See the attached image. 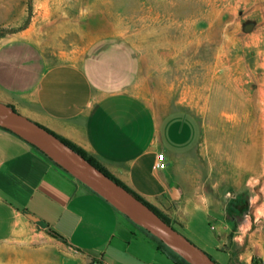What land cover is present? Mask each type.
I'll return each instance as SVG.
<instances>
[{"label": "crops", "instance_id": "0c3cea01", "mask_svg": "<svg viewBox=\"0 0 264 264\" xmlns=\"http://www.w3.org/2000/svg\"><path fill=\"white\" fill-rule=\"evenodd\" d=\"M142 67L134 45L114 36L69 56L48 55L22 32L0 43V102L82 149L181 234L205 221L219 264H264V202L244 179V156L235 154L232 174L223 173L214 125L148 97ZM42 227L90 263L141 264L132 242L125 248L133 238L174 264L102 198L0 127V244L24 243Z\"/></svg>", "mask_w": 264, "mask_h": 264}, {"label": "rangeland", "instance_id": "374dc122", "mask_svg": "<svg viewBox=\"0 0 264 264\" xmlns=\"http://www.w3.org/2000/svg\"><path fill=\"white\" fill-rule=\"evenodd\" d=\"M22 32L48 55L76 56L105 36L131 42L142 57L144 93L211 122L222 172L231 175L232 157L243 155L244 179L261 188L264 202V0H0V43ZM210 157L216 166L217 156ZM259 213L264 218V207ZM42 230L24 243L0 244V264H90ZM184 236L219 258L205 221ZM130 242L141 264H173L133 238L125 248Z\"/></svg>", "mask_w": 264, "mask_h": 264}, {"label": "water", "instance_id": "95a60500", "mask_svg": "<svg viewBox=\"0 0 264 264\" xmlns=\"http://www.w3.org/2000/svg\"><path fill=\"white\" fill-rule=\"evenodd\" d=\"M0 127L12 131L36 147L76 181L102 198L132 223L151 233L188 264H217L204 250L164 222L145 204L92 167L58 138L2 102H0ZM77 162L84 164L95 178L85 173Z\"/></svg>", "mask_w": 264, "mask_h": 264}, {"label": "trees", "instance_id": "16d2710c", "mask_svg": "<svg viewBox=\"0 0 264 264\" xmlns=\"http://www.w3.org/2000/svg\"><path fill=\"white\" fill-rule=\"evenodd\" d=\"M13 108V107H12ZM46 130V129H45ZM48 131V130H46ZM49 132V131H48ZM51 133V132H49ZM52 135H54L53 133H51ZM56 138H58L61 142H63L66 146H68L70 149H72L74 152H76L78 155H80L81 157H83L92 167H94L96 170L100 171L102 174H104L105 176H107L110 180H112L114 183H116L118 186L122 187L124 190H126L128 193H130L132 196H134L137 200H139L140 202H142L143 204H145L148 208H150L155 214H157L164 222H166L167 224L170 225L169 220L162 215L159 211H157L155 208H153L151 205H149L148 203H146L145 201H143L138 195L134 194L133 192H131L127 187H125L122 183H120L118 180H116L115 178H113L104 168H102L94 159L90 158L89 156H87V154L80 149L79 147H77L76 145H74L73 143L62 139L56 135H54ZM40 153H42L40 151ZM43 154V153H42ZM44 155V154H43ZM45 156V155H44ZM50 160V159H49ZM51 161V160H50ZM78 182V181H77ZM80 183V182H78ZM81 184V183H80ZM120 214V213H119ZM121 215V214H120ZM152 240V242L155 243L156 248L158 251L164 253L165 255H167L168 257H170L172 259V261L174 262V264H187L185 263L182 259H180L178 256H176L174 253H172L171 251L167 250L166 248H164L163 244L161 241H158L157 239L154 238H150ZM210 256V255H209ZM211 257V256H210ZM212 258V257H211ZM213 259V258H212ZM214 260V259H213ZM216 262V260H214ZM217 263V262H216ZM219 264V263H217Z\"/></svg>", "mask_w": 264, "mask_h": 264}, {"label": "built area", "instance_id": "2783aa9c", "mask_svg": "<svg viewBox=\"0 0 264 264\" xmlns=\"http://www.w3.org/2000/svg\"><path fill=\"white\" fill-rule=\"evenodd\" d=\"M166 167V164L164 162L163 159V155L162 154H158L157 155V164H156V168L158 170H163ZM90 264H100V262L98 260H92ZM254 264H262L260 262H255Z\"/></svg>", "mask_w": 264, "mask_h": 264}, {"label": "bare ground", "instance_id": "6f19581e", "mask_svg": "<svg viewBox=\"0 0 264 264\" xmlns=\"http://www.w3.org/2000/svg\"><path fill=\"white\" fill-rule=\"evenodd\" d=\"M218 86V85H217ZM219 93V92H218ZM221 93V92H220ZM259 93V92H258ZM259 95H260V93H259ZM259 98V97H258ZM228 103V102H227ZM231 105V104H230ZM229 105V106H230ZM227 106V105H226ZM264 109V108H263ZM263 152H264V150H263ZM77 164H78V166L85 172V173H87L90 177H92V178H95L94 176H93V174H92V172L84 165V164H80V163H78L77 162Z\"/></svg>", "mask_w": 264, "mask_h": 264}]
</instances>
